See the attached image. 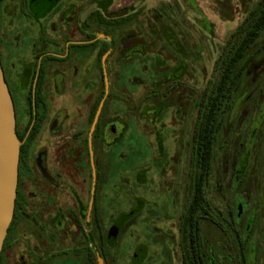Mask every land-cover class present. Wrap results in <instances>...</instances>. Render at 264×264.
<instances>
[{
  "label": "flooded vegetation",
  "instance_id": "af4514ba",
  "mask_svg": "<svg viewBox=\"0 0 264 264\" xmlns=\"http://www.w3.org/2000/svg\"><path fill=\"white\" fill-rule=\"evenodd\" d=\"M88 1L84 7L82 0H0V65L12 98L20 147L27 144L26 152L19 153L13 217L0 264L8 263L5 252L9 248L15 250L14 255L23 250L24 264H100V260L113 264L108 250L118 243L126 225L141 215L130 208L116 215L109 229L102 228L100 191L113 169L110 156H99V152L116 148L126 132L120 119H104L106 102L114 96L110 82L115 74L111 70H122L131 53L157 48L160 54L156 55L170 56L176 67L186 62L192 45L178 39V25H163L166 17L159 7L143 14L144 19L157 17L155 22L152 19L144 30L138 27L131 32V19L140 14L146 0L130 10L135 0L129 8L116 12L109 10L112 0ZM189 1L194 12L200 11ZM263 2L259 0L229 35L215 64L225 60L231 44L239 42L240 34L234 33L244 29ZM251 54L235 87L223 90L208 169L199 167L191 148L186 159L188 183L180 189L175 186L171 243L177 264H264V29L253 42ZM86 64L88 68L83 69ZM83 70L82 91L91 93L92 101L85 119L67 139L66 107L56 100L67 95L72 79L80 77ZM178 74L170 73L167 78L179 84L182 81L173 78ZM176 90L178 99L188 102L190 108L191 90ZM204 92L208 102L211 85ZM20 105L26 116L22 127ZM180 108L175 110L176 116L183 112ZM193 128L194 117L187 142L190 147ZM43 131L65 138L60 156H49L48 147L38 144ZM217 143L220 156H215ZM121 161L123 170L126 156ZM211 179L215 180L213 186ZM116 180L124 196L130 197L126 177ZM213 198L220 202L219 211ZM147 256L143 250L134 252L131 264H143Z\"/></svg>",
  "mask_w": 264,
  "mask_h": 264
},
{
  "label": "rangeland",
  "instance_id": "374dc122",
  "mask_svg": "<svg viewBox=\"0 0 264 264\" xmlns=\"http://www.w3.org/2000/svg\"><path fill=\"white\" fill-rule=\"evenodd\" d=\"M87 1L82 0L84 7ZM193 1L200 11L194 12L190 7L192 2L189 0H146L140 14L138 13L130 22L131 32L138 27L144 30L143 26L152 24L151 20L155 22L157 17L149 16L144 19L143 14L146 12L150 14L149 10L159 7L161 15L166 17L163 19V25H178V39L192 45L189 55L185 57L186 62L183 61L175 67L170 56L166 58L156 55L160 54V49L157 48L153 51L131 53L130 56H126V64L121 65L122 70L117 68L111 70V73L115 74L110 82L114 96L106 102L104 119L107 117L120 119L126 125V132L116 148L99 152V156H110L113 169L100 191L103 205L102 228L104 231L109 229L113 218L130 208H135L136 214L138 211L141 212L133 223L126 225L114 248L108 250L109 261L113 264H131L134 252L141 250L148 253L143 264H177L176 252L171 243L172 235L175 233L173 220L176 211L172 204V195L176 185L180 189L188 183L186 159L191 147L187 142L190 143L196 105L204 88L217 80L214 64L226 39L259 0ZM134 2L135 0H112L109 10L116 12L129 8ZM168 4H172V9L169 7L166 9ZM166 52L171 53L168 50ZM88 66L89 64L83 65V69ZM84 71L79 79H72L67 95L56 100L58 102L59 99L66 107L67 139L85 119L92 101L91 93L82 91L85 82ZM177 71L178 76L173 78H178L182 82L173 84L167 75L170 76V73ZM95 82H98L96 78ZM171 85L172 88H166ZM181 88L191 90L190 99L192 97L193 100L189 103L190 108L188 102L178 99V90L174 91ZM57 105L58 103L54 105L55 108L52 107V111L57 109ZM179 106H181L179 111L183 112L176 116L175 110ZM22 110L23 107L20 105L21 127L26 122ZM86 129H83V135ZM65 138H54L43 131L38 144L48 147L49 156H60ZM36 148L35 145L33 151ZM216 149L215 156H220L218 143ZM123 156H126V167L122 170L119 164ZM67 168L70 169V166ZM73 168L78 166L74 165ZM121 176L126 177L130 197L124 196L119 188L116 179ZM214 184L215 180L211 179L210 185ZM213 199L219 211L220 202ZM14 252L15 250L10 248L5 252L6 261L10 264H24L22 257L25 259L26 257L23 250L19 249L15 255ZM17 255L20 256L14 258Z\"/></svg>",
  "mask_w": 264,
  "mask_h": 264
},
{
  "label": "trees",
  "instance_id": "16d2710c",
  "mask_svg": "<svg viewBox=\"0 0 264 264\" xmlns=\"http://www.w3.org/2000/svg\"><path fill=\"white\" fill-rule=\"evenodd\" d=\"M243 26V30L238 28L234 33V35L240 34L239 42L236 41L231 44L225 60L222 59L214 66L217 72V80L211 84L208 102L205 97L206 92H204L196 105L191 148L195 161L202 170L208 169L212 156H214L215 136L218 130V111L224 97L223 90L226 88L230 90L235 87L247 66L248 62L245 59L253 57V54H251L253 42L264 29V2L260 5L259 12L250 16L249 21ZM19 140L21 139L19 138ZM26 147L27 144L20 147V156L26 152ZM198 193H200V190H198ZM198 193L196 194L198 195Z\"/></svg>",
  "mask_w": 264,
  "mask_h": 264
},
{
  "label": "water",
  "instance_id": "95a60500",
  "mask_svg": "<svg viewBox=\"0 0 264 264\" xmlns=\"http://www.w3.org/2000/svg\"><path fill=\"white\" fill-rule=\"evenodd\" d=\"M142 1L144 0H138L130 10L136 8ZM103 101L104 98L94 115L90 132L97 122ZM20 145L16 135L12 98L0 65V254L13 217Z\"/></svg>",
  "mask_w": 264,
  "mask_h": 264
}]
</instances>
